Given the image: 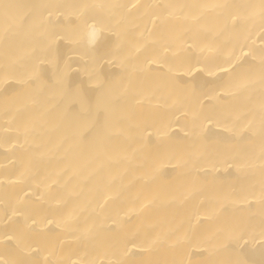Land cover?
<instances>
[{
    "label": "bare ground",
    "instance_id": "obj_1",
    "mask_svg": "<svg viewBox=\"0 0 264 264\" xmlns=\"http://www.w3.org/2000/svg\"><path fill=\"white\" fill-rule=\"evenodd\" d=\"M0 264H264V0H0Z\"/></svg>",
    "mask_w": 264,
    "mask_h": 264
}]
</instances>
